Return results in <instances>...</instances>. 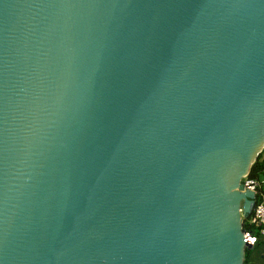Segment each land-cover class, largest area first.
<instances>
[{
	"label": "water",
	"instance_id": "1",
	"mask_svg": "<svg viewBox=\"0 0 264 264\" xmlns=\"http://www.w3.org/2000/svg\"><path fill=\"white\" fill-rule=\"evenodd\" d=\"M264 149V0H0V264H243Z\"/></svg>",
	"mask_w": 264,
	"mask_h": 264
},
{
	"label": "built area",
	"instance_id": "2",
	"mask_svg": "<svg viewBox=\"0 0 264 264\" xmlns=\"http://www.w3.org/2000/svg\"><path fill=\"white\" fill-rule=\"evenodd\" d=\"M244 189L254 193L257 204L254 203L251 213L242 217V230L245 248L253 247L259 239H264V176L261 180L245 179Z\"/></svg>",
	"mask_w": 264,
	"mask_h": 264
},
{
	"label": "trees",
	"instance_id": "3",
	"mask_svg": "<svg viewBox=\"0 0 264 264\" xmlns=\"http://www.w3.org/2000/svg\"><path fill=\"white\" fill-rule=\"evenodd\" d=\"M263 153H264V149L262 150L261 154L258 155V157L256 158L255 162L253 163V165L251 166L248 176L247 178L249 180H261L264 176V158H263ZM258 200L257 197L254 198V203L257 204ZM259 244L256 243L253 247L256 248V246ZM249 251L250 250H245V254H244V262L243 264H249L250 260H249Z\"/></svg>",
	"mask_w": 264,
	"mask_h": 264
},
{
	"label": "crops",
	"instance_id": "4",
	"mask_svg": "<svg viewBox=\"0 0 264 264\" xmlns=\"http://www.w3.org/2000/svg\"><path fill=\"white\" fill-rule=\"evenodd\" d=\"M262 156L264 158V153ZM258 242L256 248L249 251V264H264V239H259Z\"/></svg>",
	"mask_w": 264,
	"mask_h": 264
}]
</instances>
